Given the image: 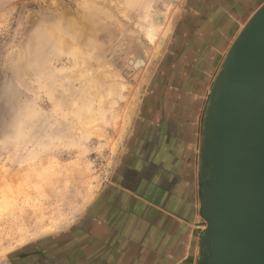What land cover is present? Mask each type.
<instances>
[{
	"label": "rangeland",
	"instance_id": "1",
	"mask_svg": "<svg viewBox=\"0 0 264 264\" xmlns=\"http://www.w3.org/2000/svg\"><path fill=\"white\" fill-rule=\"evenodd\" d=\"M162 1L0 0V264L92 263L95 194L124 152L125 109L133 108L137 131L145 99L187 94L200 56L195 41L221 26V1ZM223 1L231 25L214 48L198 128L196 264L207 229L199 170L207 107L227 54L264 5ZM157 10L162 25L151 42L146 28ZM137 57L139 74L129 62Z\"/></svg>",
	"mask_w": 264,
	"mask_h": 264
},
{
	"label": "crops",
	"instance_id": "2",
	"mask_svg": "<svg viewBox=\"0 0 264 264\" xmlns=\"http://www.w3.org/2000/svg\"><path fill=\"white\" fill-rule=\"evenodd\" d=\"M217 1L221 26L213 32L206 27L195 41L200 56L189 92L177 90L171 100L161 92L145 99V121H137V131L133 108L125 109L124 152L95 194L91 264L197 263L199 119L217 61L214 48L224 43L231 25L225 2ZM115 115L111 113L110 128L116 126ZM85 259L79 264H87Z\"/></svg>",
	"mask_w": 264,
	"mask_h": 264
},
{
	"label": "water",
	"instance_id": "3",
	"mask_svg": "<svg viewBox=\"0 0 264 264\" xmlns=\"http://www.w3.org/2000/svg\"><path fill=\"white\" fill-rule=\"evenodd\" d=\"M210 117L199 152L207 213L200 264H264V5L220 68Z\"/></svg>",
	"mask_w": 264,
	"mask_h": 264
},
{
	"label": "bare ground",
	"instance_id": "4",
	"mask_svg": "<svg viewBox=\"0 0 264 264\" xmlns=\"http://www.w3.org/2000/svg\"><path fill=\"white\" fill-rule=\"evenodd\" d=\"M109 1V0H108ZM162 1V0H161ZM164 1V3L166 4V3H168V1L169 0H163ZM163 1H162V4H163ZM159 2V1H158ZM107 3V2H106ZM115 3V2H114ZM159 3H161V2H159ZM170 3V2H169ZM118 4V3H117ZM161 4V5H162ZM116 5V4H115ZM164 5V4H163ZM112 6V5H111ZM116 7V6H115ZM171 7V6H170ZM114 8V7H113ZM162 8V6H158L157 7V9H161ZM161 10H157V15H155V12H154V14L153 15H151L150 16V25L146 28V34H147V39H150L149 41H154V38L156 37V35H157V31H158V28L159 27H161V25H162V19H161V17L160 16H158V12H160ZM160 14H161V12H160ZM91 17V16H90ZM148 18V17H147ZM229 20V19H228ZM227 20V21H228ZM229 22V21H228ZM149 23V22H148ZM225 23V22H224ZM226 24H228V23H226ZM225 25V24H224ZM226 27H228V26H226ZM225 27L223 26V29H224ZM145 33V32H144ZM156 39V38H155ZM129 62H130V64L132 65V68L133 69H135L136 71H137V73L139 72V71H141V69H142V66H141V62H142V60L140 59V58H136L135 60L133 59H129ZM108 64V63H107ZM110 69V68H109ZM110 73V72H109ZM237 73V72H236ZM111 74V73H110ZM139 74V73H138ZM109 75V74H108ZM107 78V77H106ZM107 81H108V79H107ZM222 82V81H221ZM220 82V83H221ZM225 83V82H224ZM224 83H222L223 84V86H224ZM227 84V83H226ZM243 84V83H242ZM219 85V84H218ZM228 85V84H227ZM110 86V85H109ZM108 86V87H109ZM240 86H241V84H240ZM105 87H106V85H105ZM109 89V88H108ZM107 90V89H106ZM103 91H105V90H103ZM100 93V92H99ZM102 95H100V96H103L104 94L103 93H101ZM107 94V93H106ZM214 94H216V95H218L219 94V89H218V86H217V88L214 90ZM107 95H110V94H107ZM99 95H97L96 97L97 98H99L98 100H100V99H102V97L100 98V97H98ZM106 96V95H105ZM93 98V97H92ZM96 98V99H97ZM108 98V97H107ZM96 99H95V101H96ZM94 101V99H91V101ZM90 101V100H89ZM88 101V102H89ZM91 101H90V104H94V102L93 103H91ZM99 101H97L96 103H98ZM96 105V104H95ZM94 105V106H95ZM89 107V110H90V106H89V103L87 104V105H85V109L87 110V111H89L88 110V107ZM87 107V108H86ZM86 112V111H85ZM93 114H94V112H93ZM96 116V115H95ZM220 117H221V114H220ZM90 118V117H89ZM211 117L209 118V119H206V122H205V126H204V131H206V134H207V132L208 131H210L211 130ZM218 123H219V121H218ZM70 125H72V123L70 124ZM73 126V125H72ZM71 126V127H72ZM80 127V126H79ZM81 129H83L82 127H80ZM205 173V172H204ZM206 186H207V188L209 189V182H207L206 183ZM206 188V189H207ZM202 264H206V262L203 260L202 261Z\"/></svg>",
	"mask_w": 264,
	"mask_h": 264
}]
</instances>
